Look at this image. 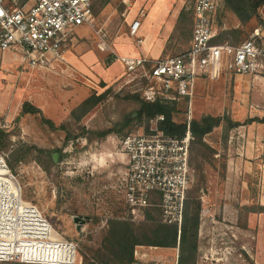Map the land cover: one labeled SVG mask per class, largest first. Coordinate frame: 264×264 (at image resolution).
<instances>
[{"label":"rangeland","instance_id":"1","mask_svg":"<svg viewBox=\"0 0 264 264\" xmlns=\"http://www.w3.org/2000/svg\"><path fill=\"white\" fill-rule=\"evenodd\" d=\"M95 0L93 27L81 26L61 60L32 66L19 53H0V153L15 162L23 199L42 213L53 238L77 245L78 264H103V238L112 219L141 226L146 213L162 223L160 209L150 207L135 221L114 189L121 168L118 141L147 123L135 122L121 134L105 138L95 133L112 129L136 110L133 89L123 86V67L106 44L122 55L127 51L152 57L175 56L188 50L192 34L178 22L190 0ZM145 10L136 42L129 22ZM264 19V7L260 10ZM215 43L238 44L252 37L264 47V26L258 17L243 22L225 7L215 24ZM89 113L72 112L88 97L104 95ZM25 102L42 114H22ZM174 119L184 122L205 115L225 116L238 126L223 124L191 148L193 176L189 202L200 203L196 264H264V77L222 76L197 82L192 106L178 105ZM43 117L63 130L52 131ZM206 145V146H204ZM53 154H58L55 162ZM20 159H17L18 157ZM158 209V211L154 210ZM89 217L77 231L73 217ZM151 223V221H150ZM153 223V222H152ZM136 264H178L179 249L137 246ZM21 264V263H0Z\"/></svg>","mask_w":264,"mask_h":264},{"label":"built area","instance_id":"2","mask_svg":"<svg viewBox=\"0 0 264 264\" xmlns=\"http://www.w3.org/2000/svg\"><path fill=\"white\" fill-rule=\"evenodd\" d=\"M94 4L95 0H0V53L17 52L32 66L63 59L75 31L81 26L93 27ZM124 4L126 11L135 7L128 0ZM185 8L193 14V25L190 47L183 53L165 58L146 52L120 55L106 44L113 60L123 67V86L146 102H183L190 110L199 80L264 77V47L255 37L236 45L214 42L224 0H190ZM144 17L146 12L141 9L129 22L130 33L140 46L144 45ZM163 120L159 115L142 131L119 139L116 156L122 166L115 174L114 189L131 221L155 206L163 224L176 226L180 233L193 176L194 137L191 119L182 137L165 134L159 128ZM66 247L67 254L60 252ZM77 253L74 243L55 240L47 219L24 201L18 177L7 155L0 153V263L78 264Z\"/></svg>","mask_w":264,"mask_h":264},{"label":"trees","instance_id":"3","mask_svg":"<svg viewBox=\"0 0 264 264\" xmlns=\"http://www.w3.org/2000/svg\"><path fill=\"white\" fill-rule=\"evenodd\" d=\"M227 9L232 10L243 22L253 17H258L264 26V19L260 16V10L264 7V0H224ZM178 22L187 23L189 33L192 34L193 14L186 9L182 10ZM113 58H110V61ZM105 96L92 95L84 100L73 112L74 118H81L89 113ZM132 100L137 105L135 111L126 114L121 123L115 125L107 131L95 133L96 136L105 138L108 134H121L129 130L135 122L149 123L151 119L159 115L164 120L159 123V128L167 135L182 137L187 131V121L177 122L174 117L178 113L177 103H150L142 100L138 95H133ZM22 114H42V111L28 102L22 107ZM264 122V117L261 119ZM43 122L48 124L52 131L63 130L66 132V139L77 138L74 132L64 124L57 126L52 120L43 117ZM226 124L230 130L238 123H233L225 116L205 115L201 119H193L190 123V132L194 137L192 145L202 144L205 135L210 134L215 128ZM191 145V148H192ZM206 146V145H204ZM19 156L17 159H20ZM15 162L10 164L13 169ZM264 209V207H262ZM158 211V209H154ZM151 221V223H150ZM153 222V223H152ZM200 225V203H185L184 217L181 232H178L176 226H170L152 221L151 213H146V223L141 226H135L128 220L112 219L108 221V230L103 238L104 253L100 255L103 264H136L134 250L137 246H153L160 248L179 249L178 264H196L198 250V231Z\"/></svg>","mask_w":264,"mask_h":264},{"label":"water","instance_id":"4","mask_svg":"<svg viewBox=\"0 0 264 264\" xmlns=\"http://www.w3.org/2000/svg\"><path fill=\"white\" fill-rule=\"evenodd\" d=\"M53 159L55 162L58 161V154H53ZM73 221L76 225V229L77 231H81V227L86 224L87 222L90 221V218L89 217H80V216H75L73 217Z\"/></svg>","mask_w":264,"mask_h":264},{"label":"bare ground","instance_id":"5","mask_svg":"<svg viewBox=\"0 0 264 264\" xmlns=\"http://www.w3.org/2000/svg\"><path fill=\"white\" fill-rule=\"evenodd\" d=\"M50 252V249L48 250ZM61 251H64L66 254L68 253L69 249L66 247L64 250H60ZM52 252L54 253L55 252V249L52 250ZM56 252L58 253V250L56 249Z\"/></svg>","mask_w":264,"mask_h":264},{"label":"crops","instance_id":"6","mask_svg":"<svg viewBox=\"0 0 264 264\" xmlns=\"http://www.w3.org/2000/svg\"><path fill=\"white\" fill-rule=\"evenodd\" d=\"M128 53H131L130 51H127V52H125L124 54H128Z\"/></svg>","mask_w":264,"mask_h":264},{"label":"flooded vegetation","instance_id":"7","mask_svg":"<svg viewBox=\"0 0 264 264\" xmlns=\"http://www.w3.org/2000/svg\"><path fill=\"white\" fill-rule=\"evenodd\" d=\"M85 225V224H84Z\"/></svg>","mask_w":264,"mask_h":264}]
</instances>
